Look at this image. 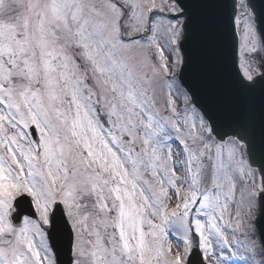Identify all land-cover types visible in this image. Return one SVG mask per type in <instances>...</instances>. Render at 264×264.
Wrapping results in <instances>:
<instances>
[{
	"label": "snow or ice",
	"instance_id": "snow-or-ice-1",
	"mask_svg": "<svg viewBox=\"0 0 264 264\" xmlns=\"http://www.w3.org/2000/svg\"><path fill=\"white\" fill-rule=\"evenodd\" d=\"M258 5L0 0V264H264Z\"/></svg>",
	"mask_w": 264,
	"mask_h": 264
},
{
	"label": "water",
	"instance_id": "water-1",
	"mask_svg": "<svg viewBox=\"0 0 264 264\" xmlns=\"http://www.w3.org/2000/svg\"><path fill=\"white\" fill-rule=\"evenodd\" d=\"M228 2L230 3L231 2V0H228ZM252 2L253 3H256L257 4V6L259 7V5H258V0H252ZM63 258V257H62Z\"/></svg>",
	"mask_w": 264,
	"mask_h": 264
}]
</instances>
